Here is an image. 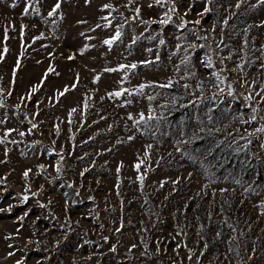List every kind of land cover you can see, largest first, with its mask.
<instances>
[{
    "label": "rangeland",
    "instance_id": "obj_1",
    "mask_svg": "<svg viewBox=\"0 0 264 264\" xmlns=\"http://www.w3.org/2000/svg\"><path fill=\"white\" fill-rule=\"evenodd\" d=\"M262 65V0H0V264H264Z\"/></svg>",
    "mask_w": 264,
    "mask_h": 264
},
{
    "label": "snow or ice",
    "instance_id": "obj_2",
    "mask_svg": "<svg viewBox=\"0 0 264 264\" xmlns=\"http://www.w3.org/2000/svg\"><path fill=\"white\" fill-rule=\"evenodd\" d=\"M131 2H132V0H130V3H131ZM159 2H160V0H157V3H159ZM262 2H264V0H262ZM13 6H14V5H13ZM112 7H113V6H112L111 4H104V5H103V8H104V9H111ZM237 7H239V4H237ZM59 8H60V3L57 2V3L54 5V7L52 8V10L48 13V15H49V16H52V15L56 12V10L59 9ZM24 11L27 12V11H28V8L26 7V8L24 9ZM170 11H174V9H171ZM208 11H209V9L206 7V8L204 9V13H207ZM135 12H136L137 15H138L139 12H140V9H139V8H136V9H135ZM202 14H203V13H202ZM135 18H136V17H133V19H135ZM102 19L107 20V21H108V25H111V20H109V18H108L107 16H106V17H102ZM170 19H171L170 15H168V13H165V19L160 20L159 23H161V24H167V23L169 22ZM143 23H147V22L145 21V22H143ZM195 23L199 24L200 21L197 20ZM225 23H227V21H225ZM180 26L183 27V23H182ZM97 27H100V25H97ZM120 37H121V31H120L119 28H117V29H116V32H115V35L111 36V37L108 38V39H105V40L103 41V43H104L105 45H108L109 47H111L115 41H117V40L120 39ZM133 43H135V41H133ZM160 43L163 44L164 41L161 40ZM178 47H179V46H178ZM5 51H6V49H5ZM148 51L150 52L151 49H149ZM73 58H74V57H72V56H69V57H68V59H73ZM157 59H159V57H157ZM141 63L149 64V63H152V61H142ZM182 63H183V61H182ZM206 66H207V67H212V66H213L211 58H207ZM136 67H137L136 64H131V65H124V64H121V65L119 66L118 69H117V68H107V69H105V71L114 72V71L122 70V69H124V68H132V69H135ZM262 67H264V65H262ZM53 71H54V69L51 68V67L48 69V72H53ZM48 72L45 73V77H47ZM213 75H216L217 80H220V76H219L217 73H213ZM42 82H43V81H42ZM221 82H222V81H221ZM172 83H173V82H172L171 80H169L168 83H165V84H159V85H157V86L160 87V88H169V87L172 86ZM75 86H76L75 84L72 85V87H75ZM151 86H153V85H151V84H149V85L141 84V85L139 86V90L142 91L145 87H151ZM37 87H38V86L33 87V88L31 89V92H33V93L36 92V91H37ZM184 87L187 88L188 85L185 84ZM67 91H68V88L65 87L64 91H63V92H60L59 95H60V96H63V95L65 94V92H67ZM127 91H128L127 89H122V90H120V91H116L115 93H110L109 95L120 96V95H122L124 92H127ZM229 94H231V93H229ZM257 95H260V93H257ZM251 98H252L251 95H249L248 97H246V99H251ZM262 98H264V97H262ZM152 99H154V97H149V100H152ZM86 106H87V105L85 104V107H86ZM75 111H76V109H72V112H75ZM253 111H255V109H253ZM70 115H71V113H70ZM129 118H131V117H129ZM152 118H153V117H152L151 115H149L148 119L151 120ZM144 119H145V117H144V113H140V121H143ZM252 119H253V120L256 119L255 115L252 116ZM137 123H139V121H137ZM33 127H35V125H33ZM11 131H14V130L9 129L8 132L5 133V136H7L8 133H10ZM256 132L264 133V126H262V127H260V128H257V129H256ZM20 135L23 136L24 133H20ZM242 138H243V137H242ZM129 139H132V137H129ZM2 142H3V141L0 140V143H2ZM148 147H151V145H149ZM141 163H143V161H141ZM135 167L139 170V168H140V164H139V163L136 164ZM29 171H31V170H30V169H29V170H26V171L24 172L23 175H24L25 177H27L28 174H29ZM57 171H59V168H57ZM139 179L142 181V180L144 179V177H143V176H140ZM237 183H239V181H237ZM221 191H225V190L222 189ZM24 199L27 200L28 197L25 196ZM0 211H3V210L0 209ZM25 215H27V213H26ZM21 219H23V217H21ZM133 247H135V245H134ZM9 255H12V253H9ZM189 259H191V257H189ZM17 264H22V261H17Z\"/></svg>",
    "mask_w": 264,
    "mask_h": 264
}]
</instances>
